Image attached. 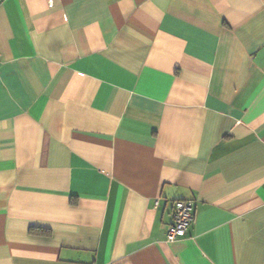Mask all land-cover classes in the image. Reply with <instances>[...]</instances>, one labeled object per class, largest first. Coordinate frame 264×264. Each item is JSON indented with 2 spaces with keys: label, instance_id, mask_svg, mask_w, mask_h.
<instances>
[{
  "label": "crops",
  "instance_id": "1",
  "mask_svg": "<svg viewBox=\"0 0 264 264\" xmlns=\"http://www.w3.org/2000/svg\"><path fill=\"white\" fill-rule=\"evenodd\" d=\"M0 264H264V0H0Z\"/></svg>",
  "mask_w": 264,
  "mask_h": 264
},
{
  "label": "built area",
  "instance_id": "2",
  "mask_svg": "<svg viewBox=\"0 0 264 264\" xmlns=\"http://www.w3.org/2000/svg\"><path fill=\"white\" fill-rule=\"evenodd\" d=\"M193 202L191 199L183 198L173 201V221L166 231V240L172 241L186 234V231L193 220Z\"/></svg>",
  "mask_w": 264,
  "mask_h": 264
}]
</instances>
